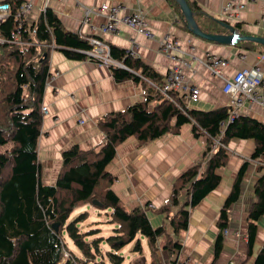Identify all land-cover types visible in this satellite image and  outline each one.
<instances>
[{
	"label": "trees",
	"instance_id": "1",
	"mask_svg": "<svg viewBox=\"0 0 264 264\" xmlns=\"http://www.w3.org/2000/svg\"><path fill=\"white\" fill-rule=\"evenodd\" d=\"M1 3H9L10 9L8 16L0 20V264H61L65 249L72 255L65 264L94 261L92 249L98 248L104 238L85 241L86 236L98 231L92 228L86 233L80 232L78 223L85 220L88 213L84 211L68 221L76 208L92 204L94 199L102 204L101 208L110 209L109 222L116 225L114 233L105 238L111 248L106 252L111 264L123 262L124 257L117 251L130 242H134V252H142L139 233L149 246L150 264H161L159 249L165 251L169 264H176L172 257L182 244L174 237L187 229L190 210L219 186L221 178L217 169L227 164L229 141L252 139L254 150L249 158L264 163V123L238 114L222 125L229 117V106L201 110L186 107L183 96L175 93L172 100L166 98L142 79L160 86L161 75L129 51L110 44L111 56L130 69L111 66L113 79L140 83L142 98L97 119L96 126L102 133L101 144L86 150L73 144L63 150L55 183L44 184L38 140L43 123V94L51 76L50 53L57 50L68 59L82 60L91 45L86 38L68 30L50 7H45L34 22L28 23L16 18L23 0H0ZM191 7L197 10L195 4ZM205 21L220 24L223 20L209 18ZM17 30L21 41L26 43L25 48L13 40L12 34ZM186 123L191 124L195 137L205 135L201 157L176 176L164 204L154 207L147 202L144 206L127 208L111 189L115 177L106 169L115 157L117 147L130 137L143 144L166 134H177ZM214 139L222 146L213 148ZM250 163V160H244L240 166L220 209L215 258L222 251V231L228 226L231 206L240 197ZM258 170L262 174L254 182L255 201L247 213V256L253 253L257 222L264 215V165H258ZM173 207L178 210L173 212ZM149 210L164 214L167 222L153 226L147 214ZM55 224L57 229H54ZM167 225L171 229L169 233ZM64 231L85 260L68 249ZM160 238H164L161 245ZM252 264H264V242Z\"/></svg>",
	"mask_w": 264,
	"mask_h": 264
},
{
	"label": "crops",
	"instance_id": "2",
	"mask_svg": "<svg viewBox=\"0 0 264 264\" xmlns=\"http://www.w3.org/2000/svg\"><path fill=\"white\" fill-rule=\"evenodd\" d=\"M27 1H32L34 8L26 12L24 20L32 23L41 12L43 1L23 0ZM103 1L113 5L120 4L122 9L118 13L119 17L142 10L147 26L155 34L154 38L138 35L120 22L116 30L103 34L99 28L105 18L98 11L90 16L89 24H84L82 6L98 10ZM231 1L233 12L220 14ZM186 2L195 14V21L205 32L230 34L227 28L217 22L205 21L214 18L234 27L237 24L239 33L264 36V0ZM239 3H244V7L236 9ZM191 4H195L197 10L192 9ZM47 7L57 14L68 30H80L83 35L100 36L109 44L131 51L163 78L173 66L186 60L189 66H181L184 80L198 91L195 102H190L188 97L182 98L189 108L211 110L228 106L229 97L222 90L225 78L233 76L243 67L250 66H260L264 73L263 45L251 41L223 45L194 36L186 24L184 25V16L175 0H49ZM90 25L95 27L93 33L90 32ZM162 34L172 35L177 42L178 49L171 55L164 54L160 49L158 40ZM212 56L227 59V64L220 67L221 76L213 74L206 66ZM49 73L51 76L46 83L42 103L47 111L43 112L38 140V157L44 184L55 183L63 150L73 144H77L82 150L101 144L102 133L96 126L97 119L140 100L143 93L140 83L131 80L116 82L110 69L95 64L87 53L85 59L72 60L60 51L52 50ZM238 114L264 123V105L257 102H249L239 107ZM204 148L205 135L195 137L190 123L181 126L177 134H166L143 144L130 137L117 147L115 157L106 167L115 177L111 189L127 208L144 206L147 202L151 206L159 207L168 199L176 176L196 162ZM226 149L227 164L217 169L221 178L219 186L190 210L187 229L174 237L182 244L172 257L177 263L227 264L233 259L237 264H252L254 256L263 245L264 215L257 222L253 253L251 256L246 255L247 213L255 201L254 182L262 174L258 165L251 161L242 181L240 197L229 210L228 226L222 231V251L219 257H214L220 209L240 166L253 152L254 142L252 139L234 138L229 141ZM177 210L178 207H173L172 211ZM147 214L153 226L166 221L164 214H156L151 210ZM170 231L167 225V232ZM163 241L164 238H160L159 245ZM158 255L161 264H169V257L164 250L159 249ZM137 258L141 256L138 255Z\"/></svg>",
	"mask_w": 264,
	"mask_h": 264
},
{
	"label": "built area",
	"instance_id": "3",
	"mask_svg": "<svg viewBox=\"0 0 264 264\" xmlns=\"http://www.w3.org/2000/svg\"><path fill=\"white\" fill-rule=\"evenodd\" d=\"M41 1H43V6L41 8L42 11L45 7H47L49 0ZM245 1L253 2L256 0ZM243 7L244 3H239L236 6V9H241ZM33 8L34 3L32 1L23 2L19 11L17 12L16 18H22L24 20L26 12ZM9 9V3L0 4V20H4L8 16ZM82 9L84 11L82 22L84 24H89L90 16L97 13V11L104 15L105 22L99 28L103 34L111 33L116 30L117 24L120 22L132 29L138 35H142L146 38H154L155 36L154 32L147 26V20L145 19L142 10H138L134 13H126L123 17H119L118 13L121 11L122 6L120 4L113 5L106 1L100 3L98 10L87 6H82ZM233 10L234 8L232 1L228 2L224 8V11L233 12ZM94 30L95 27L90 25V32L93 33ZM76 33L86 38L91 45V48L85 51V53L92 57V60L95 64L104 66L106 68L113 66L130 70L120 60L111 56L110 44L102 37L96 35H83L80 30H78ZM14 35L15 34L13 33L12 37H14ZM158 41L160 49L164 54L171 55L178 49L176 40L170 34H162ZM25 46L26 43L21 41V47L25 48ZM129 53L130 55L136 57L131 51H129ZM225 64H227V59L212 56L206 63V66L213 74L221 76L220 67L224 66ZM181 66L188 67L189 64L186 60H183L180 62V65L173 66L165 74L163 82L160 86L144 77H142V79H144L152 87L158 89L159 92L168 99L172 100L173 93H175L178 96L188 97L190 102H195L198 98V91L195 87L187 85L181 71ZM222 90L229 97L228 106L230 107V114L227 121L222 123V125H226L228 122H231L236 115H238L239 107H242L244 104L249 102H257L261 105H264V73L262 72L260 66L243 67L236 71L233 76L224 79ZM185 106L188 107L187 105ZM42 111H47L46 106H42ZM219 144L220 143L217 140L214 141V147ZM246 160H250V162L253 161L256 165H264V163L259 159L251 160L248 158ZM63 257L67 258V260L70 259V253L66 250H63ZM227 264H237V262L231 259L227 262Z\"/></svg>",
	"mask_w": 264,
	"mask_h": 264
},
{
	"label": "rangeland",
	"instance_id": "4",
	"mask_svg": "<svg viewBox=\"0 0 264 264\" xmlns=\"http://www.w3.org/2000/svg\"><path fill=\"white\" fill-rule=\"evenodd\" d=\"M225 13L224 9L220 14ZM56 74V73H55ZM206 139V138H205ZM218 139H214V141ZM219 142V141H218ZM222 146L221 144H219ZM214 148V142L212 144ZM101 189V187H100ZM86 211L88 213V216L85 220L80 221L78 223V227L81 233H86L91 228L98 229L97 232H93L91 234L85 237V241H92L95 237H104V239L100 242L99 247L97 249L98 252L95 251V249H92V252L95 254V260L94 261H88L87 264H95V262L99 264H111L106 256V252L110 251L111 248L106 243L105 238L109 235H112L114 233L113 228L116 227L115 224H112L109 222L110 216L109 208H101L98 206H95L91 203H88L86 205L80 206L76 208L72 213L68 221H71L74 219L78 214ZM230 214V213H229ZM64 241L67 244V247L70 251H72L76 256L80 258H84L81 251L76 247V245L73 243V241L67 236L66 232H63ZM91 237V238H90ZM102 237V238H103ZM138 238L141 241L143 250L141 253H136L132 251L134 242H130L123 246L120 250L117 251V254L124 257L123 262L121 264H139L138 262H144L143 264L149 263V248L148 244L146 242V239L143 235L140 233L138 234ZM90 239V240H89ZM67 252H69L67 249H65ZM107 250V251H106ZM70 253V252H69ZM140 255L141 258H137V256ZM72 258V255L70 253V259ZM67 258L63 257V261L61 264H65ZM104 261V263H103Z\"/></svg>",
	"mask_w": 264,
	"mask_h": 264
},
{
	"label": "water",
	"instance_id": "5",
	"mask_svg": "<svg viewBox=\"0 0 264 264\" xmlns=\"http://www.w3.org/2000/svg\"><path fill=\"white\" fill-rule=\"evenodd\" d=\"M175 2L178 4L180 11L184 16V20L188 30L196 37L223 45H230L232 43H236L237 41L244 40V41L255 42L264 46V36L249 35V34L241 35L233 28V26L229 25L228 23H225L224 21H221L220 24L225 28H227L230 31V34L205 32L196 23L194 19L195 14H193V11L189 7L186 0H175ZM92 204L98 207L102 206V204L95 199L92 201ZM54 229H57V224L54 225ZM98 250L99 249L97 248L95 249L96 252H98Z\"/></svg>",
	"mask_w": 264,
	"mask_h": 264
},
{
	"label": "bare ground",
	"instance_id": "6",
	"mask_svg": "<svg viewBox=\"0 0 264 264\" xmlns=\"http://www.w3.org/2000/svg\"><path fill=\"white\" fill-rule=\"evenodd\" d=\"M14 34H15L13 37L14 42L21 44L20 31H16L14 32Z\"/></svg>",
	"mask_w": 264,
	"mask_h": 264
},
{
	"label": "clouds",
	"instance_id": "7",
	"mask_svg": "<svg viewBox=\"0 0 264 264\" xmlns=\"http://www.w3.org/2000/svg\"><path fill=\"white\" fill-rule=\"evenodd\" d=\"M177 263V262H176Z\"/></svg>",
	"mask_w": 264,
	"mask_h": 264
}]
</instances>
